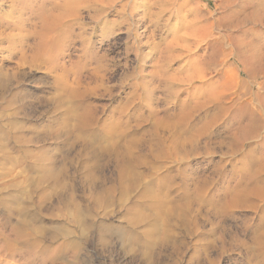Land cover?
Wrapping results in <instances>:
<instances>
[{
    "label": "rangeland",
    "instance_id": "374dc122",
    "mask_svg": "<svg viewBox=\"0 0 264 264\" xmlns=\"http://www.w3.org/2000/svg\"><path fill=\"white\" fill-rule=\"evenodd\" d=\"M0 264H264V0H0Z\"/></svg>",
    "mask_w": 264,
    "mask_h": 264
},
{
    "label": "bare ground",
    "instance_id": "6f19581e",
    "mask_svg": "<svg viewBox=\"0 0 264 264\" xmlns=\"http://www.w3.org/2000/svg\"><path fill=\"white\" fill-rule=\"evenodd\" d=\"M252 119H253V117H252ZM255 119H256V118H255ZM247 126H248V125H247ZM244 127H245V126H244ZM244 127H242V128L245 129L246 127H245V128H244ZM257 128H258V123H256V122L253 123V122H252V123L250 124V127L248 126V129H247V130H249V132H253V131H255ZM247 130H245L244 133H246V132L248 133ZM180 144H181L182 147H184L187 143H186V141H181Z\"/></svg>",
    "mask_w": 264,
    "mask_h": 264
}]
</instances>
